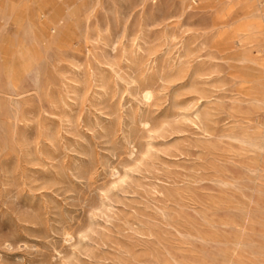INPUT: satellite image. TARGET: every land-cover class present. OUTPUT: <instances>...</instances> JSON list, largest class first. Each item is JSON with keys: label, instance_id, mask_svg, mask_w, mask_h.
Here are the masks:
<instances>
[{"label": "rangeland", "instance_id": "1", "mask_svg": "<svg viewBox=\"0 0 264 264\" xmlns=\"http://www.w3.org/2000/svg\"><path fill=\"white\" fill-rule=\"evenodd\" d=\"M0 264H264V0H0Z\"/></svg>", "mask_w": 264, "mask_h": 264}]
</instances>
